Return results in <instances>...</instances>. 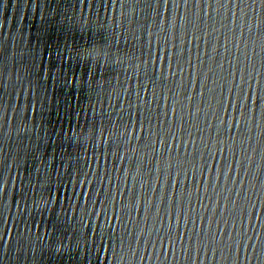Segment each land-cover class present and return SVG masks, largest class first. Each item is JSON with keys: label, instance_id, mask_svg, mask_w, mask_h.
Segmentation results:
<instances>
[{"label": "water", "instance_id": "1", "mask_svg": "<svg viewBox=\"0 0 264 264\" xmlns=\"http://www.w3.org/2000/svg\"><path fill=\"white\" fill-rule=\"evenodd\" d=\"M177 3L0 0V264H264V4Z\"/></svg>", "mask_w": 264, "mask_h": 264}, {"label": "snow or ice", "instance_id": "2", "mask_svg": "<svg viewBox=\"0 0 264 264\" xmlns=\"http://www.w3.org/2000/svg\"><path fill=\"white\" fill-rule=\"evenodd\" d=\"M97 2H103V0H72V3H73V10L75 11V9L77 7H79V10L80 12L83 14L84 11L86 9L90 10L91 7L97 3ZM113 3L117 2V0H112ZM121 3L124 2V0H120ZM157 3L160 2V0H156ZM169 2V0H163V3L167 4ZM172 2L174 4L177 5V7L179 6L178 3H177V0H172ZM184 4L187 5L189 0H183ZM230 2H232V0H230ZM246 0H239V3L243 4L245 3ZM252 3H256V0H251ZM259 2L261 4H264V0H259ZM25 3L26 4H36L37 6H39L38 4V0H25ZM60 13L56 10H53V13L51 16L49 17H45L43 12L40 13V18H41V25H40V28L37 29V32H36V35H35V39L37 41V43H39V41L41 39H49L50 37H48V32H49V29L50 27H54L55 26V17L56 16H59ZM2 171V170H0ZM2 239V238H0Z\"/></svg>", "mask_w": 264, "mask_h": 264}]
</instances>
